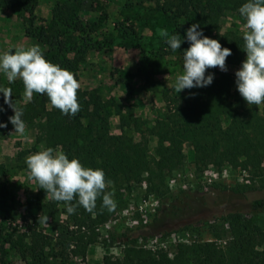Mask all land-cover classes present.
Here are the masks:
<instances>
[{"label": "rangeland", "instance_id": "rangeland-1", "mask_svg": "<svg viewBox=\"0 0 264 264\" xmlns=\"http://www.w3.org/2000/svg\"><path fill=\"white\" fill-rule=\"evenodd\" d=\"M162 2L164 0H36L32 35L25 33L20 6L0 7V55L9 49L15 51L17 47L33 44L40 45L43 55H55L56 47L37 36L43 26L48 30L58 29V38L68 40L67 58L72 59L75 54L82 56L78 68L69 70L81 85L77 93L81 107L75 116L62 114L48 99L45 111L37 113L35 109L23 117L26 131L21 135L8 119L14 114L12 108L0 101L3 109L0 123L6 125L0 127V264H27L23 257L28 244L25 225L27 214L36 211L37 193V182L30 177L25 163L30 154L47 147L61 148V142L72 139L85 142L96 134L102 118L106 117L109 133L126 134L145 143L147 154L157 159L159 142L152 129L163 116L193 107L200 124L214 120L223 126L233 116V87L229 81L236 80L235 71L246 59L245 20L239 8L247 0L212 1V4L218 3L217 14L212 19L205 16L199 28L204 36L231 49L232 54L226 58L227 71L218 67L207 69L205 74L214 76L210 85L178 93L174 85L183 72V51L190 42L186 30L178 33L181 45L173 51L158 30L177 34V24L188 19L162 11ZM65 15L80 19L86 26L85 31H73L71 25L63 24ZM88 38L96 46L88 47L83 54L72 51L83 39L88 42ZM0 87H11L16 95L13 103L28 110L29 102H24L20 79L9 84L0 73ZM96 97L106 102L97 112L92 102ZM257 109L264 117V103ZM182 148L183 164L177 169L162 174L153 169L129 184L119 181L109 184L106 191L114 193L115 208L98 227L99 235L88 246L85 261L76 259L73 264H102L105 254L121 256L123 242L146 233L152 222L160 233L138 238L137 244L162 250L169 257L180 244L214 240L224 245L229 239V227L223 216L228 212L240 211L244 219L264 231V211L249 209L253 199L264 197V158L258 169H247L252 182L245 184L236 176L242 167L218 166L212 160L196 165L191 143L184 142ZM214 172H217L216 179L203 190L202 181L213 178ZM186 192L201 198L190 209L155 221L162 211L182 206ZM255 250L256 257L243 258L241 263L264 264V237H259Z\"/></svg>", "mask_w": 264, "mask_h": 264}, {"label": "trees", "instance_id": "trees-1", "mask_svg": "<svg viewBox=\"0 0 264 264\" xmlns=\"http://www.w3.org/2000/svg\"><path fill=\"white\" fill-rule=\"evenodd\" d=\"M36 0H0V7L22 8V20L25 33L32 35V26L36 19L34 14ZM159 2L160 0H156ZM213 0H164L160 9L171 11L177 16L186 17L183 24H177L176 32L183 33L193 23L201 24L205 16L209 19L217 14L218 3ZM71 21V22H69ZM62 23L71 25L73 31H85V25L78 18L64 16ZM91 30L89 28L88 32ZM58 29L41 26L37 36L50 46L56 47V54L44 57L62 68L74 71L78 68V60L65 56L68 51L67 39L58 38ZM83 39L78 48H72L74 53L83 54L88 47L96 46L88 38ZM122 80V78H120ZM236 80H230L233 87L231 105L233 116L223 126L220 121H210L200 124L197 112L193 107L167 114L158 119L152 129L158 137V158L152 159L147 154V147L141 141H135L126 134H111L107 131V119L102 118V124L96 134L85 142L76 139L61 142V148L71 159L78 158L83 166L101 168L107 181L131 183L145 172L162 174L179 168L183 164L184 142H190L194 149L196 165L206 160L214 161L218 166L228 165L245 169H258L264 158V117L258 113L256 105H248L236 87ZM13 99L16 95L12 93ZM47 95L34 94L28 103V110L23 109L25 117L31 111H45ZM0 101H4L0 92ZM97 112L106 102L97 97L92 100ZM38 105V106H37ZM119 111V110H118ZM22 117V119H23ZM153 165V166H152ZM153 186L149 187L152 190ZM201 197L194 193L184 194L182 206L164 210L155 219L168 218L183 209H190L193 203ZM75 204L76 201H73ZM250 211H264V197L253 199L249 204ZM110 214L104 207L102 199H98L93 212L77 206L73 214H68L63 202L50 200L44 189L37 184L36 211L28 213L25 230L28 244L23 257L27 264H73V260L84 262L88 246L96 241L99 235L98 227ZM65 218L62 219L61 216ZM48 217L47 223L43 222ZM229 227V239L224 245L214 240L180 244L172 257L162 250L152 249L137 244L138 238L160 233L154 222L148 225L146 233H141L123 242L122 255L117 257L105 254L102 264H242L241 260L249 256L256 257L255 246L259 237H264V231L251 220L244 219L240 211L228 212L223 216Z\"/></svg>", "mask_w": 264, "mask_h": 264}, {"label": "clouds", "instance_id": "clouds-1", "mask_svg": "<svg viewBox=\"0 0 264 264\" xmlns=\"http://www.w3.org/2000/svg\"><path fill=\"white\" fill-rule=\"evenodd\" d=\"M239 14L245 20L246 59L235 71L236 87L248 105L259 106L264 103V0H247L239 8ZM158 34L166 39L173 51L180 48L178 33L169 35L166 29H159ZM186 37L190 45L183 51V72L177 76L174 85L177 93L210 85L214 76L211 73L206 75V70L218 67L227 71L226 58L232 54L231 49L222 47L218 40L204 36L198 23L188 27ZM0 73L9 84L17 79L22 81L25 104L32 101L34 94H46L51 106L62 114L75 116L80 111L79 81L71 71L47 60L39 44L5 51L0 55ZM0 92L4 103L14 113L9 121L15 132L23 135L26 131L23 108L13 103L11 87H0ZM0 127L6 125L0 123ZM25 163L38 187L45 190L50 200L63 202L68 214H73L77 206L91 213L98 199H102L108 210H114V193L106 191L111 181L105 179L103 169L85 167L75 156L69 159L62 148L52 147L30 154ZM47 220V216L43 218L44 223Z\"/></svg>", "mask_w": 264, "mask_h": 264}, {"label": "built area", "instance_id": "built-area-1", "mask_svg": "<svg viewBox=\"0 0 264 264\" xmlns=\"http://www.w3.org/2000/svg\"><path fill=\"white\" fill-rule=\"evenodd\" d=\"M211 175L212 176L215 175V176H213V178H209L207 181H202L203 190H207V186L210 185L212 181H214V178L216 179L217 172H214V174L212 173ZM236 176H239L240 181H243L245 184H251L252 182V176L251 174H249V172L245 168H239Z\"/></svg>", "mask_w": 264, "mask_h": 264}]
</instances>
